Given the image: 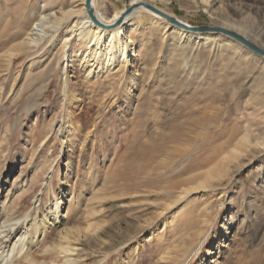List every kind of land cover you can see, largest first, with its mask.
<instances>
[{"label": "rangeland", "instance_id": "374dc122", "mask_svg": "<svg viewBox=\"0 0 264 264\" xmlns=\"http://www.w3.org/2000/svg\"><path fill=\"white\" fill-rule=\"evenodd\" d=\"M154 1L195 26H220L226 18L248 24L264 16V0H213L211 5L205 0ZM73 2L0 0V261L21 248L18 262L63 264L65 253L46 251V245L79 228L65 264H264V154L257 145V137H264L262 56L224 36L215 37L221 47L214 55L199 53L184 36L172 30L164 34L166 29L149 22L145 13L125 25L128 52L122 63L114 61L108 68L83 67L82 44L74 39L64 51L61 43L54 48L46 40L29 49L33 29L51 32L46 37L58 32L33 28L37 21L44 14L52 21L53 12ZM129 4L102 0L109 14ZM59 28L60 39L69 36L67 22ZM256 38L264 46V37ZM222 59L254 65L253 71L241 72L247 77L244 86H233L243 112H235L236 103L227 101L241 130L250 121V147L237 158L228 157L236 138L212 162L205 150L198 159L202 165L192 167L195 144L186 151L184 140L174 144L169 136L157 137L173 134L171 123L183 118L185 109H174L195 86L190 79L193 85H186L187 67L201 62L197 69L204 75L206 62ZM210 71L204 82L230 95L217 71ZM143 85L156 91L149 101L156 111L133 127L134 110L147 96ZM69 95H74L71 103ZM224 139L210 143L216 146ZM224 156L227 171L197 186ZM188 187L193 189L181 193ZM113 242L118 243L110 247Z\"/></svg>", "mask_w": 264, "mask_h": 264}, {"label": "bare ground", "instance_id": "6f19581e", "mask_svg": "<svg viewBox=\"0 0 264 264\" xmlns=\"http://www.w3.org/2000/svg\"><path fill=\"white\" fill-rule=\"evenodd\" d=\"M205 1L210 5L213 2V0ZM154 2V0H130L129 7L127 6L123 9H115L113 14H109L106 11V8L102 7V0H91V8L93 9V16L95 18L94 19L88 8L87 0H74L70 8H61L58 12H53L51 17L53 18L52 21L47 17V15L44 14V16L42 15L43 18H40L37 21L36 26L34 25L33 27L37 28L38 26H41L44 29L49 28V30L51 31L55 28L58 31L56 34H51V38H49L50 36L46 37L45 35H48V33L51 32H44V34H40L39 32H33V30H35L33 29L32 32H30L29 37L27 38L26 44L28 45L29 49H34L35 47H40V45L43 44L46 40L54 48L61 43V48L64 51L66 45L69 44L72 39H74L75 41H78L82 44L83 51L81 53V61L83 67L89 65L93 69L94 65H96L95 68L101 66L103 68H108V65H112L114 61L118 64L122 63V59L126 57V53L128 52V42L126 43V37H124L126 34V30L124 29L125 25L130 22V20H132V18H134L136 15L140 13H145L149 22L152 21L151 23H158L166 29L164 34H166L167 30H172L173 33L184 36L183 40L186 41V43L192 42L193 45L191 44V49L199 53L207 52L210 55H214L217 51L216 49L219 50L221 47L220 42L218 40H215V37L224 36L229 40L236 42L241 47L245 46L250 52H254L262 56L264 60V54H260L259 52L254 50V48H258L259 50L264 52V46L259 43L256 38V35L264 37V16H258L255 21L248 22V24H244L245 22L243 23L241 21L235 22L232 21L233 19L230 20L226 18L225 21H222L220 23V26L209 25L214 29H217V31L192 30L181 25L179 22L176 23L174 18H177L182 23H186L188 25L191 24L187 23L185 20L179 18L175 14H171L170 12L166 11ZM44 19L48 21H43ZM45 22H48L49 25L46 26L44 24ZM66 22L69 24V36L65 37L64 39H60L59 27H61ZM135 24L136 23L134 21L131 22V24L129 25L130 31L135 26ZM212 37H214L213 40ZM46 38H49V40H47ZM233 39H235L236 41ZM249 44H252L254 47L249 46ZM168 45L172 46V44ZM178 45L181 48L183 47L182 43ZM178 45L175 46L178 47ZM205 45L209 46V50L206 51L202 48L200 49L199 46ZM186 49L187 48L184 47V51ZM132 55H134V53ZM92 61L93 63H91ZM221 61V63H217L216 61L206 62L204 64V72H202L204 75H202L200 73V70L197 69L198 66L203 65L201 62H196L195 66L191 69L187 67V69L185 70V72L188 73L187 81H189V79L190 81H194L195 86H193V90L191 91V93L185 95L182 98V101H180L181 103L179 105H176V108L174 109V112L178 113V111L184 108L185 113L183 114V118L180 119L179 122L171 123L170 128L173 129V134L166 133L158 135L157 137L162 139L163 136H169L171 137V140H173L174 144L181 143V140H184V146L186 148V151L190 146L195 144L191 149L193 150L195 148L193 150L194 153L191 157L192 167L202 165L203 162L199 161L198 159L203 156L205 150L209 151V155L207 156L208 161L212 162L214 159L217 158L218 155H220L222 152H225L226 149L233 144L236 138L239 139L235 143V145L231 147L230 153H228V157L237 158L238 155L242 154V149L250 147L252 135L249 129L250 121H248V123H245L243 127L244 131L241 130L239 126L240 121L237 119H233L234 111H232V109L229 107L230 104H227V101L236 103L238 108L235 112H243V110L241 111L240 109L242 97L240 95H237V87L233 86H236L238 84V88H242L247 80L244 78L247 77H243L241 75V72L246 71V68L249 70L251 69V71H253L254 65H252L250 61L243 60L234 61L233 59H222ZM92 69L90 71H92ZM207 70H211L210 72L214 74L217 71L216 75L218 74L219 76L218 81L226 84V89L231 90L230 95L226 94V96L224 97L222 95L223 89H219L216 83H213L211 81L208 83L204 82V80L206 79L205 73ZM231 70L236 71L235 76L230 73ZM234 80L237 81L235 85L233 84ZM70 81V79L67 80L68 84L70 83ZM190 81L186 82V85L189 88L192 84V82ZM144 90H147V96L142 95L140 97L142 99H139V104L141 100L143 102H141L140 105L138 104L137 109L135 108L134 110V114H137V120L134 122L133 127L144 124V122H146L145 119L148 118V115L156 111L152 108L151 104L149 103L150 99L152 98V91H156H154V89L150 87L148 88L143 85L141 87V92H143ZM68 93H70V90H68ZM16 95H18V93ZM73 99L74 95H69L68 103H71ZM222 100L224 103H219ZM224 104L225 106L223 107L222 105ZM29 108V106H26V109ZM228 122H232L233 124L230 125ZM234 123L238 126H234ZM198 128H201V130H198ZM193 133L195 135H193ZM238 135H240V137H238ZM222 136H224L225 139L224 141L219 143V145L215 146L214 144L210 143L215 138H219ZM257 139V145L259 148L258 152L264 154V137H257ZM225 160H227V157L224 156L223 161L221 163L216 164V170H212V168H209L206 173V179H202L201 181L199 180L197 186H206L208 179L217 176L218 173V176L223 175V173L227 171L223 170V168L225 167ZM240 166L241 163H239L238 168ZM192 189V187L185 188L181 191V193L187 194ZM56 200L58 201L57 198L55 199V201ZM57 201L55 202L56 204ZM21 217H24V214ZM21 217L18 218V221L22 219ZM56 219L57 214L54 221ZM90 226L91 225H89L86 229L88 230ZM23 227L24 224H22L21 228L19 229L21 230ZM35 229L37 230L38 228ZM36 230L35 232H33L34 235H37L38 233V231ZM16 231H18V228L16 229ZM78 233H80L79 228L69 230L68 232L63 233V236L60 238V240H58L57 242L52 241V243L46 245V251L53 250L56 251V253L59 255L65 253V261H70V256H68L67 253L69 251L74 250V248L71 247L73 242L72 237ZM33 241L34 240L31 239V243H33ZM16 242L12 245V248L16 246ZM116 243L118 242L111 243L110 247L114 246ZM21 244L22 243H20L18 247L21 246ZM22 251L23 250L21 248H18L15 254H9L6 259L5 257H3L0 262H3V264H24L23 262H18V258H15V256L20 255ZM65 261L63 262V264H65ZM50 262L57 263L55 259H50ZM46 263L48 262H45V264Z\"/></svg>", "mask_w": 264, "mask_h": 264}, {"label": "water", "instance_id": "95a60500", "mask_svg": "<svg viewBox=\"0 0 264 264\" xmlns=\"http://www.w3.org/2000/svg\"><path fill=\"white\" fill-rule=\"evenodd\" d=\"M87 5H88V8L90 10L91 15L93 16V9L91 8V0H87ZM93 18H94V16H93ZM174 20L176 21V23L179 22L181 25H183V26H185L187 28H190L192 30H200V31L216 30L217 31V29H214L213 27H211L209 25H202V26L188 25L186 23H182L177 18L176 19L174 18ZM211 28H213V29H211ZM249 46L254 47L252 44H249ZM254 50H256L257 52H259L260 54H264V52L261 51V50H259L258 48H254Z\"/></svg>", "mask_w": 264, "mask_h": 264}]
</instances>
